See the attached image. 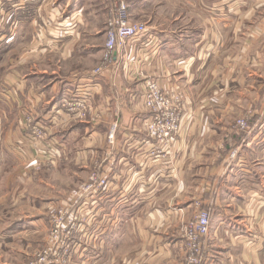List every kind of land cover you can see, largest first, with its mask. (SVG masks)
I'll return each instance as SVG.
<instances>
[{
    "label": "crops",
    "instance_id": "1",
    "mask_svg": "<svg viewBox=\"0 0 264 264\" xmlns=\"http://www.w3.org/2000/svg\"><path fill=\"white\" fill-rule=\"evenodd\" d=\"M125 2L130 19L148 31L96 75L109 1L0 0V245L10 241L4 264L40 246L48 213L81 191L58 204L47 182L35 178L66 154L69 142L60 134L81 135L76 159L88 176L97 170L106 177L80 201L91 225L82 227L68 264H184L182 234L195 202L210 216L201 264H264V0ZM136 69L186 92L167 155L152 152ZM92 84L98 119L55 128L57 159L31 173L25 114L46 124L62 99ZM243 115L246 131L234 122ZM36 183L52 197L17 191Z\"/></svg>",
    "mask_w": 264,
    "mask_h": 264
},
{
    "label": "built area",
    "instance_id": "2",
    "mask_svg": "<svg viewBox=\"0 0 264 264\" xmlns=\"http://www.w3.org/2000/svg\"><path fill=\"white\" fill-rule=\"evenodd\" d=\"M109 1V17L106 22L105 41L100 62L93 68V73L101 74L109 65L116 64L114 55L117 50L125 49L128 41L134 40L148 31L144 21H132L125 0ZM136 77L142 82L139 96L143 110L147 112L144 118L146 133L155 140L153 153L167 155L170 145L174 143L180 132V120L186 101V92L179 86L168 84L162 86L152 74L136 69ZM94 84L84 88L83 91L61 100L54 106L49 114L46 124L34 119V113H26L21 123L24 132L28 133L32 161L34 165L53 163L58 156V148L50 140L53 130L71 122L97 120V111L94 107ZM235 126L246 131L249 128V117L243 115L235 122ZM117 122L109 128L107 139L112 142L115 136ZM236 155V148L230 151V157ZM106 184V177L99 171L93 170L82 186L79 197L95 193ZM91 193V194H92ZM78 197L67 206L59 207L50 215L48 242L27 264H68L72 250L77 246L79 234L91 225V220L85 211V202H81L79 211L72 207L77 205ZM82 200V199H81ZM80 200V201H81ZM195 202L197 211L194 217L185 225L181 248L185 251L187 264H201L202 242L209 232L210 216L205 208L199 207ZM85 227L84 229L82 227Z\"/></svg>",
    "mask_w": 264,
    "mask_h": 264
},
{
    "label": "rangeland",
    "instance_id": "3",
    "mask_svg": "<svg viewBox=\"0 0 264 264\" xmlns=\"http://www.w3.org/2000/svg\"><path fill=\"white\" fill-rule=\"evenodd\" d=\"M240 117H242V116L237 117L234 122H236V120ZM59 137L63 141L65 146H66V142H69V146H67L64 150L66 152V154L62 155L61 161H59L54 168H51V167L50 168H44V171L41 170L40 173L35 174V178L37 179L38 177H40L41 179L46 181L47 186H49L50 190L51 189L54 190L52 193L55 194V197H54L55 200H58V204L60 203L63 205L65 203H67V200L76 191H78L79 189L82 188V186L85 184V182L87 181L89 176L87 175L88 168L85 167L84 164H82L80 162V160H77L76 156H75V152H76L75 150L83 148L82 147L83 146L82 136L78 135L77 137L76 136L74 137L72 135H69V137L68 136L65 137L63 135L61 136V134H60ZM223 147L224 146L222 145V148ZM98 163H100L99 160H98ZM93 164H94V161H93L91 167H93ZM30 166L33 169V170H29L31 173L37 172L38 170L41 169V167H43V165L42 166L41 165H38V166L34 165V162L32 160H31V162H29V168H30ZM31 185H34L35 187L34 188L31 187ZM43 188L45 189L44 185H41V184L38 185L36 183V184H29L28 187L19 188L17 191H21V190L24 191L25 190L28 194H31L34 196L52 197L50 195V192L47 193L46 191H42ZM77 196H78V200H77L78 203H77V205H75L72 208L74 209V211L81 212V210L79 209V206H80V200L83 198H80L79 194H77ZM63 202H65V203H63ZM58 208H59V205L52 208L51 212H49L48 214H54ZM49 227H50V225L48 226V229H47L46 238L40 246H38L35 249L33 248L34 250L29 251L25 257L20 256L17 259H14L11 263L12 264H27L35 256V253L37 251H40L43 248H45V246L48 242ZM9 243H10V241L5 242V243L0 245V254H1L0 255V264H4L5 263L4 260L7 259V257H3V255L8 254L7 252L9 250L8 249ZM184 256H185V251H184ZM184 264H187L185 258H184Z\"/></svg>",
    "mask_w": 264,
    "mask_h": 264
}]
</instances>
